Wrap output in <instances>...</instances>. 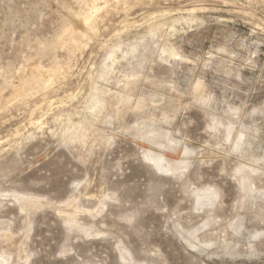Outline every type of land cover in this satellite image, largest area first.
<instances>
[{
    "label": "rangeland",
    "instance_id": "1",
    "mask_svg": "<svg viewBox=\"0 0 264 264\" xmlns=\"http://www.w3.org/2000/svg\"><path fill=\"white\" fill-rule=\"evenodd\" d=\"M0 262L264 264V0H0Z\"/></svg>",
    "mask_w": 264,
    "mask_h": 264
},
{
    "label": "bare ground",
    "instance_id": "2",
    "mask_svg": "<svg viewBox=\"0 0 264 264\" xmlns=\"http://www.w3.org/2000/svg\"><path fill=\"white\" fill-rule=\"evenodd\" d=\"M125 1V0H124ZM103 2V1H102ZM106 2V1H105ZM128 2V1H127ZM106 6V5H105ZM91 9H93V8H91ZM95 9V8H94ZM93 18L94 17H92V16H90L89 18H83V19H80L79 20V23L85 28V29H90V28H92V26H93ZM80 25V26H81ZM82 27V28H83ZM75 31V30H74ZM89 32V31H88ZM72 33H74L73 31H72ZM92 33V32H91ZM75 35V34H74ZM65 41V40H64ZM71 41V40H70ZM30 66V65H29ZM29 69L31 70V68L29 67ZM28 69V70H29ZM37 71V70H36ZM28 72H30V71H27V73ZM32 72V71H31ZM39 72H40V70H39ZM43 73H45V72H43ZM42 73V74H43ZM31 74V73H30ZM38 75V74H37ZM27 76V75H26ZM29 76H31V75H29ZM32 76H33V74H32ZM31 76V77H32ZM35 76V75H34ZM39 76V75H38ZM44 76V75H43ZM28 77V76H27ZM40 77V76H39ZM42 77V76H41ZM45 77H46V75H45ZM22 78V77H21ZM25 78V77H24ZM35 78V77H34ZM38 78V77H37ZM42 78H44V77H42ZM49 78V77H48ZM25 79H27V78H25ZM25 79H23V80H25ZM45 79V78H44ZM47 79V78H46ZM45 79V80H46ZM22 80V79H21ZM32 80V79H31ZM44 80V81H45ZM33 81V80H32ZM47 81V80H46ZM27 82V81H26ZM35 82V81H34ZM43 84V83H42ZM51 86V85H50ZM25 87V86H24ZM47 87V86H46ZM21 88V87H20ZM23 88V87H22ZM16 91V90H15ZM18 92H19V89H18ZM17 92V93H18ZM21 92V91H20ZM26 93V92H25ZM21 94V93H20ZM94 102V101H93ZM98 103V102H97ZM94 108V107H93ZM155 162V161H154ZM2 262H4L3 260H2ZM2 262H0V264L2 263Z\"/></svg>",
    "mask_w": 264,
    "mask_h": 264
}]
</instances>
